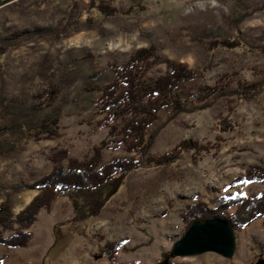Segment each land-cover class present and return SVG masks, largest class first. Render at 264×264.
<instances>
[{"label": "rangeland", "instance_id": "obj_1", "mask_svg": "<svg viewBox=\"0 0 264 264\" xmlns=\"http://www.w3.org/2000/svg\"><path fill=\"white\" fill-rule=\"evenodd\" d=\"M70 5L85 12L81 26L60 39L32 33L0 57V90L8 101L40 92L43 83L36 71L45 57L59 74L65 67L77 72L59 96V138L30 142L16 158L0 162V203L10 187L46 176L52 152L67 150L70 157L83 160L109 139L98 105L101 93L84 91L85 81L97 74L99 86L108 84L111 65H123L138 50L153 47L161 61L200 69L205 85L214 86L226 76L232 87L210 107L166 123L150 154L163 156L183 140L197 142L204 150L183 153L167 168L134 172L111 194L102 213L84 223L71 222V205L60 197L49 212L38 214L27 247L0 245L3 264H109L98 252L100 245L112 242L121 246L116 264H253L264 258V217L234 229L233 259L213 252L193 257L171 253L189 228L183 218L197 201L212 211L217 200L258 196L264 190L258 182H237L249 168L264 167V0H16L0 7V37L52 31ZM225 40L236 47L211 45ZM165 70L161 63L148 78H160ZM238 83L255 86L246 100L234 93ZM127 157L134 154L111 144L103 152L102 165ZM37 194L19 193L14 215ZM13 234L6 231L3 236Z\"/></svg>", "mask_w": 264, "mask_h": 264}, {"label": "trees", "instance_id": "obj_2", "mask_svg": "<svg viewBox=\"0 0 264 264\" xmlns=\"http://www.w3.org/2000/svg\"><path fill=\"white\" fill-rule=\"evenodd\" d=\"M12 1L16 0H0V7ZM81 15H85V12L70 5L65 18L52 31L25 30L0 37V57L14 49L15 45L28 40L32 33L56 39L68 35L70 30L83 24ZM211 45L236 47L227 40ZM161 63L166 65L165 72L160 78L149 79V72ZM111 68L113 79L108 84L99 86V75L93 74L87 78L84 86L86 92L101 93L98 105L104 115L102 123L109 130V139L94 146L90 158L83 160L70 157L67 150L54 151L49 156L52 164L50 173L32 183L23 182L10 187L0 203V245L13 249L27 247L33 238L29 230L38 214L41 210L49 212L60 197L71 205L74 212L71 222L84 223L102 213L111 194L134 172L149 167L167 168L178 161L183 153L204 150L197 142L183 140L163 156L150 154L166 123L180 114L210 107L232 87V81L226 76L221 77L214 86L205 85L200 69L187 70L181 64L161 61L153 47L138 50L123 65L112 64ZM75 72L65 67L59 74L52 60L45 57L36 71V76L43 83L40 92L8 101L0 90V162L16 158L30 142L59 138L63 112V105L58 104L59 96L74 82L77 76ZM246 86L238 83L234 92L245 100L255 88ZM162 116L165 117L163 123ZM218 129L224 131L222 125ZM111 144L123 146L134 157L114 158L102 165L103 152ZM240 181L258 182L264 189V167L249 168L243 179H237V182ZM3 190L0 186L1 194ZM24 190L37 191L38 194L23 211L14 215L15 199ZM216 205L210 211L197 201L188 209L184 222L189 227L195 221L221 218L235 230L242 229L256 218L264 217V190L258 196L220 199ZM6 231L14 234L6 238L3 236ZM120 248V244L112 242L110 245H100L98 253L107 256L109 264H116L115 254ZM261 252L264 253V244ZM0 264H3L2 259Z\"/></svg>", "mask_w": 264, "mask_h": 264}, {"label": "water", "instance_id": "obj_3", "mask_svg": "<svg viewBox=\"0 0 264 264\" xmlns=\"http://www.w3.org/2000/svg\"><path fill=\"white\" fill-rule=\"evenodd\" d=\"M234 232V228L221 218L195 221L181 239L173 244L171 253L175 257H193L213 252L233 259L236 251ZM253 264H264V258H258Z\"/></svg>", "mask_w": 264, "mask_h": 264}]
</instances>
